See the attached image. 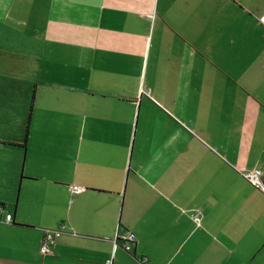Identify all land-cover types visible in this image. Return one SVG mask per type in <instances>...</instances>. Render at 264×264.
Instances as JSON below:
<instances>
[{
	"label": "crops",
	"instance_id": "crops-1",
	"mask_svg": "<svg viewBox=\"0 0 264 264\" xmlns=\"http://www.w3.org/2000/svg\"><path fill=\"white\" fill-rule=\"evenodd\" d=\"M263 16L0 0V264H264Z\"/></svg>",
	"mask_w": 264,
	"mask_h": 264
},
{
	"label": "built area",
	"instance_id": "built-area-1",
	"mask_svg": "<svg viewBox=\"0 0 264 264\" xmlns=\"http://www.w3.org/2000/svg\"><path fill=\"white\" fill-rule=\"evenodd\" d=\"M261 22L264 24V16L261 18ZM243 175L251 181L258 189L264 190V175L262 169L258 167L245 169L243 172ZM72 191L74 193L81 192L84 190V187L81 185L73 184L71 187ZM7 219L12 218V214H7ZM194 219L196 221H199V214L197 213L194 216ZM65 224H62L57 229H45V235L42 239L41 243V251L45 254L51 253L53 251V246L56 243V238L58 235L61 234V232L64 230ZM135 235L132 232H128L126 234L118 235L117 237V245H119V242L121 241L123 244V247L130 251L132 249V244L135 242ZM119 241V242H118Z\"/></svg>",
	"mask_w": 264,
	"mask_h": 264
},
{
	"label": "rangeland",
	"instance_id": "rangeland-1",
	"mask_svg": "<svg viewBox=\"0 0 264 264\" xmlns=\"http://www.w3.org/2000/svg\"><path fill=\"white\" fill-rule=\"evenodd\" d=\"M53 138H54V135L49 134V133L45 136V139L47 140L48 143H50L53 140ZM44 185H46V184H44ZM60 189H64V188H60Z\"/></svg>",
	"mask_w": 264,
	"mask_h": 264
},
{
	"label": "trees",
	"instance_id": "trees-1",
	"mask_svg": "<svg viewBox=\"0 0 264 264\" xmlns=\"http://www.w3.org/2000/svg\"><path fill=\"white\" fill-rule=\"evenodd\" d=\"M26 134H28V128L26 130ZM0 206H4L3 202L0 201Z\"/></svg>",
	"mask_w": 264,
	"mask_h": 264
}]
</instances>
